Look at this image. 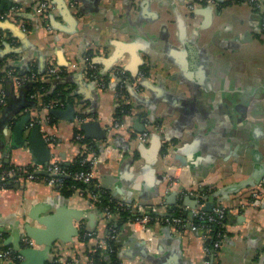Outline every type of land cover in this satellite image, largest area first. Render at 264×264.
Segmentation results:
<instances>
[{
	"label": "crops",
	"instance_id": "crops-1",
	"mask_svg": "<svg viewBox=\"0 0 264 264\" xmlns=\"http://www.w3.org/2000/svg\"><path fill=\"white\" fill-rule=\"evenodd\" d=\"M212 1L49 0L48 30L42 0H0V21L23 34L0 30V264H7L3 249H31L18 264L84 259L105 243L109 223L119 222L106 220L89 196L64 195L44 180L1 185L10 167L45 176L29 146L12 147V129L25 117L26 134L41 126L50 163H76L82 145L75 134L84 123L106 135L93 140L96 183L152 218L150 232L120 228L119 264H205V232L191 226L193 212L218 206L229 214L211 264H264V198L250 206L255 192L264 196V179L211 202L217 191L264 172V10L254 0ZM90 55L105 90L87 77ZM12 70L22 85L9 77ZM33 76L51 92L63 87V100L44 108V95L29 93ZM26 226L44 233L43 241L30 238ZM25 235L34 248L23 245ZM99 250L113 264L115 250Z\"/></svg>",
	"mask_w": 264,
	"mask_h": 264
},
{
	"label": "built area",
	"instance_id": "built-area-1",
	"mask_svg": "<svg viewBox=\"0 0 264 264\" xmlns=\"http://www.w3.org/2000/svg\"><path fill=\"white\" fill-rule=\"evenodd\" d=\"M202 1H204L207 4H214L212 0H202ZM254 3H255V6L258 8V10H261V11L264 10V3L261 0H254ZM191 8H193V7H191ZM50 10H51V5L49 3V0H42L39 11L43 15V19L46 22V27L48 26L47 25V18H48V15L50 13ZM47 29L49 30L50 28L47 27ZM262 30L264 31V18H263V22H262ZM0 40H2L1 35H0ZM86 62H87L86 74H87L88 79L95 82L102 90L107 89L108 81H107L105 75L102 74L101 69L95 63H92L89 59H87ZM49 74L51 76L56 74V68L53 65H50ZM9 77H11L17 85H22L24 83V81L20 77L14 75V70L9 72ZM32 81L36 82L35 76H33ZM124 81H126V80H124ZM4 95H5L4 92H2V101H4ZM45 108H51V107L48 106ZM115 127L120 128L121 125L119 123H117L115 125ZM147 137H148L147 134H143L140 139H141V141H146ZM75 139L78 143H80L84 139H87V138L85 137L84 134L77 133L75 136ZM95 143H97V142H95ZM81 145L83 147V150H82L81 154L79 155V159H80V165L82 167H85L86 168L85 170L76 172L74 174H70L65 169H63L61 167V163H59L57 161H53L52 163H50L45 168V172L47 173L48 178H45V179L40 178V175H42V174H39L34 169V167L29 166V167L18 168V169L13 168V169H10L8 171H5L2 174V178H1L2 183H5L8 179H11V178L15 179L17 176V171H18V173H21V175L26 177V179H28V180H32V181L44 180L49 187L60 189V187H63V179L66 177L72 176V178L76 182L95 189V191L92 192L90 189L79 188L77 186H73L72 189L74 190V193H76L80 196H89L90 199L94 203H98L99 195L102 192H103V194L106 193V191L102 190L99 187V185L96 183L94 171H93L95 164L99 160V156L95 151H93L91 149L90 146H88V144H81ZM263 185L264 184L262 183L260 185V188ZM109 196H110L109 197L110 199L108 201L109 203H114L120 207L127 206L129 208H133L135 213L140 215L138 218H136L133 221L132 220L127 221V223L125 225H127L133 229H135L137 226H141L145 231L150 232V229L148 226H149V223L151 222L152 218H151V216L145 214L141 207L134 206L133 204H128L125 201H123V202L122 201H116L114 198H112L111 195H109ZM253 197H254V199L250 203V206L259 205L260 204L259 199L264 198L261 190H259V192H255ZM102 211H103V216L109 222H111L113 217L116 216L115 214H113V212H111L110 207L102 208ZM228 214H229V210L222 207V206L214 207L210 212H203V211H194L193 212V216H194L195 221L191 224V226L193 227V229L204 231L205 232L204 238L206 239V241H207L206 233H208L209 230L211 229V227H210L211 225H213V224L218 225L222 229V232L219 233L217 240L213 244V247L209 248V247L205 246V248H204L205 253H206V257H207L205 264H211V262H210L211 256L214 257L216 255V252L218 250H220V248H221L222 238L224 237L225 221L227 219ZM196 220H197V222H196ZM173 222H174V224H177V225L181 224V221L176 217H174ZM201 222L204 224H201ZM109 224H110V229H109L110 234L107 237V239L105 240V243L104 242L98 243V246H97L98 249H96V250H99L100 248L106 247L107 249H110V251H112V252L114 251L113 247L109 244V241L114 242L116 240V238L120 232V229L114 228L115 227L114 223H109ZM84 238H85V240L86 239L88 240V237H84ZM22 241H23V245L27 248H34L35 247V244L26 235L23 237ZM96 250H94V251H96ZM94 251H90L89 255L85 256L84 259L76 258L73 260H66V259H62V258H57L56 263L57 264H99V262L93 256H91V254H93ZM2 255L4 258V262L7 264H18V263H21L23 261V255L19 252H14L11 249H3Z\"/></svg>",
	"mask_w": 264,
	"mask_h": 264
},
{
	"label": "trees",
	"instance_id": "trees-1",
	"mask_svg": "<svg viewBox=\"0 0 264 264\" xmlns=\"http://www.w3.org/2000/svg\"><path fill=\"white\" fill-rule=\"evenodd\" d=\"M2 13H4V11H2L0 9V14H2ZM0 20H1V17H0ZM1 33H2V31H0V34ZM89 57L91 59L93 58L91 55ZM92 63H94L93 59H92ZM29 91H30L29 93L33 94V95H37V94L38 95H44V105H43L44 108L49 106L51 103L55 102L57 99L62 101L63 98L65 97L63 87H58L55 91L51 92L49 82L48 83L33 82V84H32V86H31ZM35 102H36V100H35ZM127 110H128L127 106H124L123 110H122V113H120V115H118V117L121 118L124 114H126L128 112ZM77 133H82V132L81 131H76V134ZM81 144H88V146H90L93 151H95L97 154L99 153L98 144L95 143L94 141L88 140V139H84L82 142H80V145ZM82 150H83V147H82ZM61 167L63 169H65L70 174H74L76 172H79V171H82V170L86 169L85 167H82L80 165V159L79 158L77 159L76 163L71 165V166H67V165L61 163ZM10 169H13V167H10L9 169H7V171L10 170ZM15 169H18V168H15ZM21 177H24V176L21 175V173H18V171H17V176H16L15 179H13V178L8 179L5 183L1 182V185L2 184H6V186H12L13 185L12 181H14V180H16L18 178H21ZM40 178L45 179V178H48V177L40 175ZM73 186H77L79 188L90 189L92 192L95 191L94 188H91L89 186H85V185H83L81 183L76 182L72 178V176L66 177V178L63 179V187H60L59 191L62 192L64 195L70 196V195L74 194V190L72 189ZM109 195L110 194L107 193V192L104 193V194L102 192L99 195V200H98L97 205L101 209L105 208V207H110L111 212H113V214H115L117 217H119V222L117 224H115L114 228L120 229L123 225H125L127 223V221H129V220L133 221V220H135L136 218H138L140 216L139 214L135 213L133 208H129L127 206L120 207V206H118V205H116L114 203H109L108 202L109 199H110ZM196 222H197V220H196ZM201 224H204V223L201 222ZM210 227H211V229L209 230L208 233H206V236H207L206 246L209 247V248L213 247V244L217 240L219 233L222 232L221 227H219L218 225L213 224ZM80 236H81L80 239L82 241L86 242V240L83 239V237H84L83 233H81ZM109 244L115 250V243L113 241H109ZM115 252H116V250L112 253V255L110 254V259L109 260L112 261L113 264H119V259H118V256H117V254ZM87 253L88 252L85 253V256L89 255V253L88 254ZM105 253L106 252H104L102 250H96V251L93 252V254H91V256H93L99 262V264H107L106 261L104 260V259L107 260ZM211 259H212V257H211ZM101 261L103 263H101Z\"/></svg>",
	"mask_w": 264,
	"mask_h": 264
},
{
	"label": "water",
	"instance_id": "water-1",
	"mask_svg": "<svg viewBox=\"0 0 264 264\" xmlns=\"http://www.w3.org/2000/svg\"><path fill=\"white\" fill-rule=\"evenodd\" d=\"M0 30L13 31L15 34L20 33L23 36L22 32L19 31L18 28H16L13 24H11L8 21L7 22L0 21ZM52 113L54 114L55 112L52 111ZM29 122H30V118L25 117L13 127L12 147L13 149H21L25 146H29L33 150L34 154L38 157L39 159L38 163L44 167H47L50 164V158H51L50 150L48 149V145L42 137L41 126L39 125L35 126L34 128L30 130L29 133L26 134L28 130ZM90 128H91V125L88 123H84L82 125V131L87 139L96 140L98 142L105 139L106 135H103L104 133L102 135L92 134L90 132ZM43 174L47 176L46 172ZM263 179H264V172H262L261 174H255L250 180L243 182L240 185H235V186H232L222 191H217L213 195V197H211V202L212 200H215L216 198L220 196L223 197L224 200L225 199L228 200L229 195L238 193L239 191L247 187H254L258 185ZM172 217H176V215H172ZM26 229H27V232L30 238H32L33 240L39 241V242L43 241L41 238L45 237L44 233L35 231L34 229H31L28 226H26ZM50 246L51 245H49V247ZM29 250L31 249H25V250L22 249L20 250V253L23 256L27 257L29 254L27 253V251L29 252Z\"/></svg>",
	"mask_w": 264,
	"mask_h": 264
}]
</instances>
